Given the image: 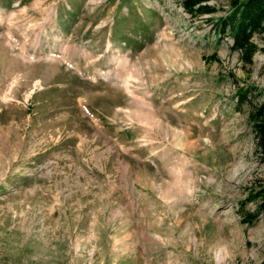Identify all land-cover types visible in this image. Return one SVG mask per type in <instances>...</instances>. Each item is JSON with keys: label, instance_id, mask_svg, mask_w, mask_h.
I'll return each instance as SVG.
<instances>
[{"label": "rangeland", "instance_id": "374dc122", "mask_svg": "<svg viewBox=\"0 0 264 264\" xmlns=\"http://www.w3.org/2000/svg\"><path fill=\"white\" fill-rule=\"evenodd\" d=\"M209 4L0 0V264H263L235 92L264 54L243 66Z\"/></svg>", "mask_w": 264, "mask_h": 264}, {"label": "trees", "instance_id": "16d2710c", "mask_svg": "<svg viewBox=\"0 0 264 264\" xmlns=\"http://www.w3.org/2000/svg\"><path fill=\"white\" fill-rule=\"evenodd\" d=\"M211 0H179L185 12L192 17L212 14L216 8L209 4ZM226 13L214 22V28L219 36L228 35L232 44L230 49L237 51L243 66L253 63L257 52L264 54V0H227ZM264 70V63L262 64ZM236 107L248 106V120L255 137V149L258 156L264 159V90L256 87H238L236 92ZM262 96L260 101H256ZM248 202L255 205L254 210H247ZM238 211L241 222L250 224L258 215L264 213V178L255 181L248 188L246 197L239 202ZM264 264V262H263Z\"/></svg>", "mask_w": 264, "mask_h": 264}, {"label": "bare ground", "instance_id": "6f19581e", "mask_svg": "<svg viewBox=\"0 0 264 264\" xmlns=\"http://www.w3.org/2000/svg\"><path fill=\"white\" fill-rule=\"evenodd\" d=\"M15 16V15H14Z\"/></svg>", "mask_w": 264, "mask_h": 264}]
</instances>
